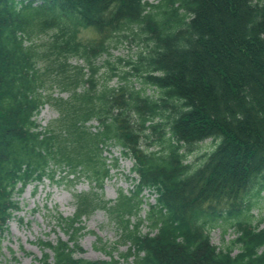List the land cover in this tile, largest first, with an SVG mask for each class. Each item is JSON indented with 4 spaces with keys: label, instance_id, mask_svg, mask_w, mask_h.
I'll use <instances>...</instances> for the list:
<instances>
[{
    "label": "trees",
    "instance_id": "1",
    "mask_svg": "<svg viewBox=\"0 0 264 264\" xmlns=\"http://www.w3.org/2000/svg\"><path fill=\"white\" fill-rule=\"evenodd\" d=\"M141 36L145 51L117 60L125 76L106 60L101 81L115 40ZM48 105L57 117L43 127ZM113 150L133 166L131 189L109 201ZM47 182L91 189L72 217L54 211L67 241L40 240L41 264H264V0H0V247L16 197ZM98 211L119 236L99 239L107 261L80 257ZM217 229L236 237L219 248Z\"/></svg>",
    "mask_w": 264,
    "mask_h": 264
},
{
    "label": "rangeland",
    "instance_id": "2",
    "mask_svg": "<svg viewBox=\"0 0 264 264\" xmlns=\"http://www.w3.org/2000/svg\"><path fill=\"white\" fill-rule=\"evenodd\" d=\"M154 3V0H146ZM257 1V0H254ZM49 36L41 35L34 38L35 44H41L47 41ZM83 42H92L99 40V35L92 30L83 31L80 35ZM145 36L133 39L132 37L120 38V41L115 40L112 44L111 55L103 57L99 62L101 66L100 77L101 81L109 79L112 75L111 67L105 64L109 60L121 76L129 70L126 62L118 63V58L127 61L136 59L137 55L145 51L146 43L143 41ZM142 39V40H141ZM74 63H76L74 61ZM82 64V63H80ZM130 78V77H128ZM134 81V79H133ZM112 87H121L123 85L119 77H113L110 80ZM139 87V84L136 83ZM49 93L48 91L45 94ZM150 95L159 96V92L151 89L148 92ZM54 97H66L67 95H60L58 91ZM57 117V112L51 107L46 106L37 117L38 123L46 127L48 123ZM214 143L211 140L199 144L191 153H188V162H195L199 164L203 161V156L213 149ZM115 159H119V168L112 173V179L107 181L104 191L106 200L114 201L117 199L120 191L128 192L131 189L130 172L133 166L131 160L124 159L120 156L118 150H113ZM91 186L87 182L79 184L61 183L51 185L48 182L42 185L37 193H35L34 186H29L26 191L17 196L16 199L20 202L22 210L15 214V218L9 224V230L4 234L0 247V264H41L42 248L38 245L41 241H50L56 243L59 239L67 241L64 233L58 229L50 219L54 215V211H58L64 217H72L75 213L74 195L81 192L90 191ZM149 197V194H147ZM149 201L154 203V197ZM147 210V206H146ZM51 211V213H50ZM146 211L143 212V216ZM257 217L264 215V201L260 207L254 210ZM88 234L83 236L80 240V246L83 249L80 257L90 261H107L108 255L101 250L99 239L107 245L114 246L119 241V236L116 228L109 223L108 216L103 211L96 212L91 218L84 223ZM147 232V229H145ZM236 234L230 230L229 233L223 237V231L217 229L212 232V243L223 248L229 241L234 239ZM126 252V247L119 248V252L115 255ZM238 252V251H236Z\"/></svg>",
    "mask_w": 264,
    "mask_h": 264
}]
</instances>
